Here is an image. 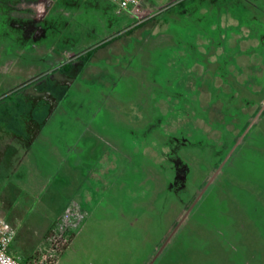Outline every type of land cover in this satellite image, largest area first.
I'll return each mask as SVG.
<instances>
[{"label":"rangeland","instance_id":"1","mask_svg":"<svg viewBox=\"0 0 264 264\" xmlns=\"http://www.w3.org/2000/svg\"><path fill=\"white\" fill-rule=\"evenodd\" d=\"M17 1L31 47L0 65L2 81L23 112L35 105L41 127L82 136L89 190L119 199L51 264H264V107L191 204L264 102L261 65L245 72V57H206L222 48L224 16L179 19L182 0H142L143 14L120 25L108 0H54L51 33L40 27L46 0ZM233 1L249 6L251 21L264 18V0ZM129 211L146 212L148 224L130 226ZM10 244L22 261L38 248Z\"/></svg>","mask_w":264,"mask_h":264},{"label":"crops","instance_id":"2","mask_svg":"<svg viewBox=\"0 0 264 264\" xmlns=\"http://www.w3.org/2000/svg\"><path fill=\"white\" fill-rule=\"evenodd\" d=\"M12 1L0 0V65L17 57L19 51L31 47V44H28L30 39L24 33L25 4H19L17 0ZM53 2L54 0H46L42 5L41 18L44 22L40 27L43 32L49 29L52 33V27H57V12L56 14L55 11L50 12ZM141 4L146 5L142 1ZM177 4L178 7L182 4L178 9L179 19L190 16L191 12L204 14L209 10L215 17L224 16L223 25L227 30L220 33L222 48L218 50L214 46L206 57H245V72L250 68L252 70L255 66L257 69L261 66L264 68V61L260 60L264 58V18L261 21H251L248 18L251 14L249 6L233 0H182ZM113 7H115L114 4ZM148 9L151 8L148 7ZM239 10L243 13L245 11L246 18L242 20L239 18L241 17ZM115 14L124 16L120 25L130 20L129 15L124 12ZM20 18L21 23H19ZM165 19L170 23L177 21L173 18L165 17ZM194 25L197 26L196 23ZM208 26L209 29L215 28L212 21L208 23ZM200 31L201 28L197 27L195 33L198 34ZM44 40L34 38V48L46 49L47 43ZM215 52L218 54H214ZM251 58L256 60L249 61ZM2 80L0 75V96L4 94V97L0 99V164L4 171L0 177V215L14 228L13 240H16L23 248L39 244L48 233L56 216L70 199L75 200L85 211L86 215L82 223L84 226H87L95 215L103 216L108 214L107 211L113 213L116 201L119 199L115 196L99 197L89 190V187H92L91 182L86 181L89 167L85 174L83 163L84 156L88 153L87 147L83 143L77 146L74 140L82 136L68 130L59 132L41 127V116L36 114L35 105L31 112H23L27 103L17 98L15 95L17 93L11 94L9 92L11 83ZM51 122V119H47L46 125L51 127ZM86 161L88 162L89 158ZM57 171H61V175L65 177L60 186L58 183L54 184L57 181L54 183L52 181ZM74 171L77 172V179L70 182L66 178L72 176ZM64 193L66 194L63 195ZM118 216L122 218L123 214L119 212ZM148 217L146 212L138 214L129 211L128 213L130 226L136 223L138 218H141L140 222L146 225L149 222ZM184 217L185 215L181 217L178 225ZM19 234L28 235L30 240L18 239ZM80 237V233L71 236L63 248H69ZM9 252L17 256L11 244ZM145 260L141 259V264H145ZM57 261H60V258Z\"/></svg>","mask_w":264,"mask_h":264},{"label":"built area","instance_id":"3","mask_svg":"<svg viewBox=\"0 0 264 264\" xmlns=\"http://www.w3.org/2000/svg\"><path fill=\"white\" fill-rule=\"evenodd\" d=\"M114 4L115 13H126L130 17L143 14L142 0H108ZM85 211L70 199L54 219L47 235L38 244L35 252L21 261L9 252L14 238V228L0 215V264H51L63 249L69 238L77 232L84 221Z\"/></svg>","mask_w":264,"mask_h":264},{"label":"water","instance_id":"4","mask_svg":"<svg viewBox=\"0 0 264 264\" xmlns=\"http://www.w3.org/2000/svg\"><path fill=\"white\" fill-rule=\"evenodd\" d=\"M264 107V102L260 105L259 109L257 110V112L254 114V116L252 117V119L249 121V123L247 124V126L244 128V130L242 131V133L239 135V137L236 139V141L234 142V144L232 145V147L230 148V150L228 151V153L225 155V157L222 159V161L217 165V167L215 168V170L213 171V173L211 174V176L208 178V180L206 181V183L202 186V188L199 190V192L197 193V195L195 196L193 202L191 204H193L196 199L201 195V193L203 192V190L206 188V186L208 185V183L211 181V179L213 178V176L217 173V171L219 170V168L221 167L222 163L224 162V160L226 159V157L229 155V153L233 150V148L237 145V143L239 142V140L241 139V137L244 135V133L247 131V129L250 127V125L252 124V122L254 121V119L257 117V115L260 113V111L262 110V108ZM185 215V214H184Z\"/></svg>","mask_w":264,"mask_h":264}]
</instances>
